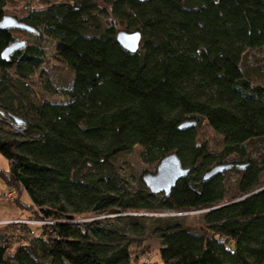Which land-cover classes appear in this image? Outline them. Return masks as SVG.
Masks as SVG:
<instances>
[{"label":"trees","instance_id":"16d2710c","mask_svg":"<svg viewBox=\"0 0 264 264\" xmlns=\"http://www.w3.org/2000/svg\"><path fill=\"white\" fill-rule=\"evenodd\" d=\"M12 1L0 0V22ZM103 1L30 12L19 21L34 41L9 60L19 30L0 29V155L9 164L0 179L44 221L20 242L8 230L17 224L0 229V264H264V153L252 158L246 146L264 141V79L248 69L249 52L264 49V0ZM121 31L142 34L136 53L119 45ZM46 40L73 74L60 102L31 85ZM205 121L224 139L219 153L199 141ZM186 122L197 125L180 130ZM136 147L158 165L176 154L191 173L168 197L143 176L129 192L114 160ZM226 160L249 166L204 182ZM229 173L239 174L232 195ZM201 210L199 230L153 216ZM148 232L160 240L159 262L132 251Z\"/></svg>","mask_w":264,"mask_h":264},{"label":"rangeland","instance_id":"374dc122","mask_svg":"<svg viewBox=\"0 0 264 264\" xmlns=\"http://www.w3.org/2000/svg\"><path fill=\"white\" fill-rule=\"evenodd\" d=\"M68 0H13L8 3L5 8V15L14 17L18 20L25 18L30 12L47 8L49 4ZM101 5H105L103 0H99ZM18 41H29L33 43V37L23 31L16 32ZM28 42V43H29ZM47 58L44 65L37 71L31 85L35 92L41 97L52 102L63 101L64 90L68 89L73 81V74L68 67L55 56L54 44L46 40ZM248 69L250 73L257 77L258 80L264 79V49L252 50L249 52ZM60 93V94H59ZM44 95V96H42ZM2 124V122H1ZM8 130V126H5ZM200 143H207L212 153H219L223 150L224 139L216 134L207 124L203 122L197 127ZM249 149V155L252 158H259L264 153V141H253L246 145ZM226 160L225 163H230ZM116 168L115 177L121 181V186L129 192L140 189V178L146 173H156L158 163L148 162L143 158L142 148L136 147L133 152L121 155L114 160ZM9 168L8 161L0 155V169L7 170ZM229 182L230 193L235 192L236 182L239 174L229 173L225 176ZM4 181L0 179V229L7 224H17L13 228H9V232L13 235L17 242L22 241V237L30 235L31 230L34 236L42 233L44 221L41 220L38 212L32 208V202L26 193H22L20 188L11 187L5 189ZM19 204L17 205L16 204ZM206 211H193L188 213H168L164 215H153L162 218H180L183 219L184 225L194 230L203 228L202 216ZM142 215V214H133ZM152 216V214H145ZM95 217H86L82 221H91ZM22 224V225H18ZM51 224V223H50ZM1 231V230H0ZM160 240L152 233L148 232L142 239H137L132 245L134 256L159 262Z\"/></svg>","mask_w":264,"mask_h":264},{"label":"water","instance_id":"95a60500","mask_svg":"<svg viewBox=\"0 0 264 264\" xmlns=\"http://www.w3.org/2000/svg\"><path fill=\"white\" fill-rule=\"evenodd\" d=\"M141 2H146L149 0H140ZM0 29L2 30H19V31H25L27 33H36V30L29 25H27L24 22L19 21L18 19L11 17V16H5L1 22H0ZM142 41V34L140 32H125L121 31L117 35V42L119 45L127 50L130 53H136L141 45ZM26 46L25 41L21 42H15L12 45H10L8 48L5 49L3 52V59L9 60L10 56L15 53L18 50H21ZM15 122L18 125H23L24 122L21 119L14 118ZM196 122H186L180 126V130H187L196 127ZM249 165H233V164H222L217 165L211 171L205 174L204 176V182H209L216 176L237 168L240 170H245L248 168ZM191 173V169L184 168L182 166L181 160L176 154H171L162 159V161L159 163L157 167L156 173H146L143 175L142 180L145 184V186L149 189V191L152 194H161L164 193L167 197L170 195L171 191L175 188L177 183L181 179H185L188 177V175ZM264 189V188H263ZM261 189V190H263ZM260 190V191H261ZM259 192V191H258ZM258 192L254 193L257 194ZM249 195L246 196L236 202L242 201L246 198H249ZM233 204V203H231ZM227 206V205H224ZM147 216V215H146Z\"/></svg>","mask_w":264,"mask_h":264},{"label":"built area","instance_id":"2783aa9c","mask_svg":"<svg viewBox=\"0 0 264 264\" xmlns=\"http://www.w3.org/2000/svg\"><path fill=\"white\" fill-rule=\"evenodd\" d=\"M149 259H146V261H148Z\"/></svg>","mask_w":264,"mask_h":264},{"label":"crops","instance_id":"0c3cea01","mask_svg":"<svg viewBox=\"0 0 264 264\" xmlns=\"http://www.w3.org/2000/svg\"><path fill=\"white\" fill-rule=\"evenodd\" d=\"M6 189V188H5Z\"/></svg>","mask_w":264,"mask_h":264}]
</instances>
